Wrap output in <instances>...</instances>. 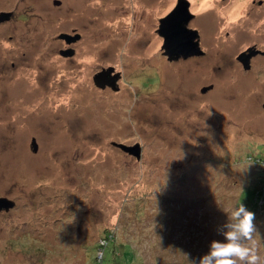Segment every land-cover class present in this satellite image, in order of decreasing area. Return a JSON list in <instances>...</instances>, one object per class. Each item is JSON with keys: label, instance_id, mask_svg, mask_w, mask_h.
<instances>
[{"label": "rangeland", "instance_id": "rangeland-1", "mask_svg": "<svg viewBox=\"0 0 264 264\" xmlns=\"http://www.w3.org/2000/svg\"><path fill=\"white\" fill-rule=\"evenodd\" d=\"M54 1L0 0V264H191L239 199L264 258V101L224 66L264 41L252 0H187L207 53L178 61L158 28L180 0ZM109 67L118 91L94 83Z\"/></svg>", "mask_w": 264, "mask_h": 264}, {"label": "water", "instance_id": "water-1", "mask_svg": "<svg viewBox=\"0 0 264 264\" xmlns=\"http://www.w3.org/2000/svg\"><path fill=\"white\" fill-rule=\"evenodd\" d=\"M54 3L56 5H60L61 1L55 0ZM11 15V12H2L0 14V23L9 20ZM192 17L193 15L189 10V2L187 0H180L178 6L166 17L160 20L158 33L164 38V54L168 57L169 61H178L181 58L188 59L193 56H200L204 54V51L200 46L199 31L189 27V22ZM58 37L66 40L68 43H72L80 40L81 34H69L63 32ZM72 53L74 54V50L72 51L71 49L62 51V54L65 55H72ZM248 56L250 57V55ZM120 78L121 73L115 72L114 67H109L104 68L95 74L94 83L101 89H105L109 86L114 91H118L120 89L118 84ZM211 88L212 86L204 87L202 92H206ZM114 144L124 152L129 153L138 159L141 158L142 148L139 143L131 146L122 143ZM31 145L33 151L37 152L38 143L35 137L32 139ZM15 205V200L5 196L0 197V212L9 211L14 208Z\"/></svg>", "mask_w": 264, "mask_h": 264}, {"label": "clouds", "instance_id": "clouds-1", "mask_svg": "<svg viewBox=\"0 0 264 264\" xmlns=\"http://www.w3.org/2000/svg\"><path fill=\"white\" fill-rule=\"evenodd\" d=\"M255 213L242 202L227 213L217 231L223 240H212L209 250L191 264H264L256 240Z\"/></svg>", "mask_w": 264, "mask_h": 264}, {"label": "flooded vegetation", "instance_id": "flooded-vegetation-1", "mask_svg": "<svg viewBox=\"0 0 264 264\" xmlns=\"http://www.w3.org/2000/svg\"><path fill=\"white\" fill-rule=\"evenodd\" d=\"M252 5L254 6V8H251V11H253V13H255L254 19H260L261 14H262V16L264 15V10L261 9L264 7V0H252ZM189 10H190V13L193 15L192 19H194L196 15L191 12L190 6H189ZM261 10H263V12ZM210 13H213V12H210ZM166 16H163L162 18H164ZM162 18H160V19H162ZM192 19L190 20V22L192 21ZM190 22H189V24H190ZM190 28H192V27H190ZM193 29H195V28H193ZM257 31H259V30L257 29ZM75 32L76 31H74V33ZM66 33H68V32H66ZM74 33H69V34H74ZM79 34H81V33H79ZM259 36H260V31H259ZM200 37H201V35H200ZM63 41L66 43V47L60 49V55L63 57V59H65L67 61H73L75 59V56L77 53V50L75 48V44L79 40L76 42H72V43H68L64 39H63ZM200 46H201V44H200ZM69 49H71L72 51L74 50V54L73 53H72V55L62 54L63 50H69ZM201 49H202V47H201ZM203 51H204L203 55L193 56V57H204L207 52L205 50H203ZM248 55H250V57ZM247 56L249 57V59ZM193 57H190V58H193ZM181 59H183V58H181ZM184 60H186V59H184ZM235 61H236V65H237L236 67L238 68V72L236 73L237 78L234 81V83L230 84V87H232L233 89L234 88L237 89L236 91L238 92V98H239V102H240L241 106H244V102H245V104H250L251 101L249 99H253V97L256 98L257 101H259V100L264 101V41L260 40V39L256 40L252 45L247 46L246 48L237 52V54L235 55L234 61H233V59H230L229 62L224 64V66L226 67L229 65V68H232V66H234ZM210 86H212V88L209 89L208 91H211L214 88V85H210ZM204 87H207V86H203L202 89ZM226 87H227V91H229L232 94L233 91L231 90L229 85H227ZM246 87L253 90V92H251L250 95H248V96L245 95ZM106 88H111V87L107 86ZM202 89H201V92H202ZM208 91L202 92V93H207ZM235 95L237 97V94H235ZM234 103H232V104H234ZM259 107L264 109V102L260 103ZM256 123H257L258 128L259 127L262 128L263 123H261L260 119L258 121L256 119ZM31 143H32V141H31ZM38 147H39V145H38Z\"/></svg>", "mask_w": 264, "mask_h": 264}, {"label": "trees", "instance_id": "trees-1", "mask_svg": "<svg viewBox=\"0 0 264 264\" xmlns=\"http://www.w3.org/2000/svg\"><path fill=\"white\" fill-rule=\"evenodd\" d=\"M258 192H259V191H257V193H258ZM259 199H260V193H259V195H257V197H256V200L259 201ZM239 202H241L240 199L238 200V203H239ZM108 244H109V243H108ZM108 244H107V245H108ZM107 245H106V246H107ZM101 247H102V245H101ZM124 250H125V253H126V256H127V257L124 256V257H125V260H126V259H129L130 261L133 260V258H134V253L132 252V250L130 249V247H127V248H125ZM128 250H130V251H128ZM126 251H127V252H126ZM126 261H127V260H126Z\"/></svg>", "mask_w": 264, "mask_h": 264}, {"label": "built area", "instance_id": "built-area-1", "mask_svg": "<svg viewBox=\"0 0 264 264\" xmlns=\"http://www.w3.org/2000/svg\"><path fill=\"white\" fill-rule=\"evenodd\" d=\"M103 246H106L107 245V242L103 240Z\"/></svg>", "mask_w": 264, "mask_h": 264}]
</instances>
